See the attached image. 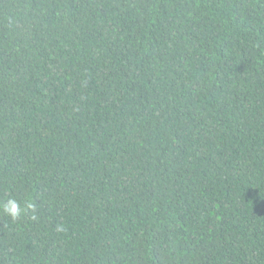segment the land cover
I'll return each mask as SVG.
<instances>
[{
  "label": "trees",
  "instance_id": "obj_1",
  "mask_svg": "<svg viewBox=\"0 0 264 264\" xmlns=\"http://www.w3.org/2000/svg\"><path fill=\"white\" fill-rule=\"evenodd\" d=\"M0 264H264V0H0Z\"/></svg>",
  "mask_w": 264,
  "mask_h": 264
},
{
  "label": "clouds",
  "instance_id": "obj_2",
  "mask_svg": "<svg viewBox=\"0 0 264 264\" xmlns=\"http://www.w3.org/2000/svg\"><path fill=\"white\" fill-rule=\"evenodd\" d=\"M26 207L31 208L32 205H27ZM5 214L10 216L13 220L18 219L21 215V207L14 199H9L7 203L2 205Z\"/></svg>",
  "mask_w": 264,
  "mask_h": 264
}]
</instances>
